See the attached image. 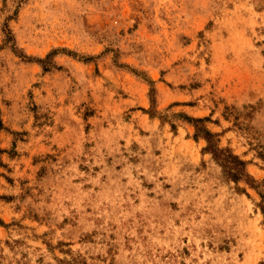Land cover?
I'll return each instance as SVG.
<instances>
[{"label": "rangeland", "instance_id": "374dc122", "mask_svg": "<svg viewBox=\"0 0 264 264\" xmlns=\"http://www.w3.org/2000/svg\"><path fill=\"white\" fill-rule=\"evenodd\" d=\"M0 264H264V0H0Z\"/></svg>", "mask_w": 264, "mask_h": 264}]
</instances>
